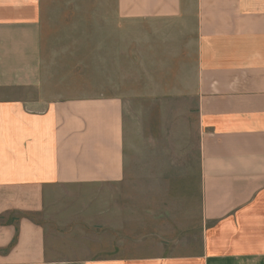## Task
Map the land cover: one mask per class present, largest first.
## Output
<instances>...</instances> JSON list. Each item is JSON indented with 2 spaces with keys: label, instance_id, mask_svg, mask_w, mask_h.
I'll use <instances>...</instances> for the list:
<instances>
[{
  "label": "crops",
  "instance_id": "1",
  "mask_svg": "<svg viewBox=\"0 0 264 264\" xmlns=\"http://www.w3.org/2000/svg\"><path fill=\"white\" fill-rule=\"evenodd\" d=\"M153 92L194 121L187 211L127 152ZM0 264H264V0H0Z\"/></svg>",
  "mask_w": 264,
  "mask_h": 264
},
{
  "label": "rangeland",
  "instance_id": "2",
  "mask_svg": "<svg viewBox=\"0 0 264 264\" xmlns=\"http://www.w3.org/2000/svg\"><path fill=\"white\" fill-rule=\"evenodd\" d=\"M47 39V37H46ZM45 60H52V53H48L49 43L44 42ZM95 55V53H93ZM78 55L84 56L87 65L85 68L79 64L70 66L76 61L75 57L68 60L71 71L76 75L86 74L91 80L95 76V68L92 66L96 62L91 52L80 50ZM89 56V57H88ZM59 86V87H58ZM73 86V85H72ZM88 86V88L86 87ZM58 89L64 88L65 92H90L95 90V86L85 84H77V87H69L65 85H57ZM139 87V85H138ZM144 92V91H143ZM188 101L178 100L176 98H168L160 92L151 95L141 93L137 94L131 100V112L128 117V129L130 131V149L127 152L133 157H144L150 164L152 171H165L164 169H172L164 179H152L149 182L152 186H156L158 190L174 189L178 185L184 187L190 192L186 196L185 211L196 200V191L198 181L193 174H189L190 178L179 181L177 180L175 164L178 159H184L186 166L193 168V158L196 157V145L194 137V121L192 116L188 115ZM191 171V170H190ZM164 173V174H165ZM141 182V181H140ZM145 182V181H143ZM161 197V196H159ZM158 197V198H159ZM193 215V213H189ZM192 219V217L190 218Z\"/></svg>",
  "mask_w": 264,
  "mask_h": 264
}]
</instances>
